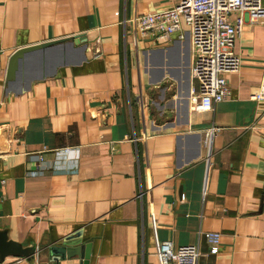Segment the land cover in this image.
<instances>
[{"label": "crops", "instance_id": "0c3cea01", "mask_svg": "<svg viewBox=\"0 0 264 264\" xmlns=\"http://www.w3.org/2000/svg\"><path fill=\"white\" fill-rule=\"evenodd\" d=\"M178 2L0 0V231L29 251L0 264H161L164 241L264 264V20L234 41L230 97L194 112L187 28L156 42L132 24ZM52 41L60 65L6 79L16 49ZM65 239L69 260L50 252Z\"/></svg>", "mask_w": 264, "mask_h": 264}, {"label": "built area", "instance_id": "2783aa9c", "mask_svg": "<svg viewBox=\"0 0 264 264\" xmlns=\"http://www.w3.org/2000/svg\"><path fill=\"white\" fill-rule=\"evenodd\" d=\"M264 20L260 0H179L172 8L136 16L132 24L140 39L168 41L174 34L184 38L187 28L193 51L192 78L197 83L191 110L206 112L230 97L227 75L237 73L240 58L233 51L234 41L244 24ZM254 102L264 101V73L257 91L249 96ZM216 129L204 133V143L210 144ZM66 151V150H65ZM210 254H216L220 234L204 232ZM200 252L195 245L173 248L169 241L158 246L161 264H198Z\"/></svg>", "mask_w": 264, "mask_h": 264}, {"label": "water", "instance_id": "95a60500", "mask_svg": "<svg viewBox=\"0 0 264 264\" xmlns=\"http://www.w3.org/2000/svg\"><path fill=\"white\" fill-rule=\"evenodd\" d=\"M72 40L73 44L77 45L80 42H85L86 38L83 35H78L72 38ZM53 44H55V41L16 49L9 57L6 69V79H16L32 67L39 66L45 69L47 66L53 68V66L60 65L63 58L59 54H53L54 52L50 49V46ZM71 246L73 245L65 239L62 242V246L53 247L50 252L53 256L69 260L76 252V250L70 249ZM0 254L1 257L7 255L28 256L29 251L26 252L25 249H22L18 244L8 242L6 239V233L0 231Z\"/></svg>", "mask_w": 264, "mask_h": 264}]
</instances>
